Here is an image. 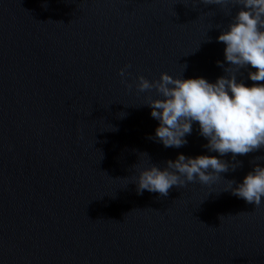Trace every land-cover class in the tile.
<instances>
[{
	"label": "water",
	"instance_id": "water-1",
	"mask_svg": "<svg viewBox=\"0 0 264 264\" xmlns=\"http://www.w3.org/2000/svg\"><path fill=\"white\" fill-rule=\"evenodd\" d=\"M238 10L199 0H0V264H264V201L208 194L264 167V149L237 155L240 166L220 173L215 189L137 195L131 182L143 153L161 167L178 153L217 155L196 123L180 148L149 139L158 122L144 103L157 93L135 84L162 72L225 75L216 38ZM247 71L237 79L264 83Z\"/></svg>",
	"mask_w": 264,
	"mask_h": 264
},
{
	"label": "clouds",
	"instance_id": "clouds-1",
	"mask_svg": "<svg viewBox=\"0 0 264 264\" xmlns=\"http://www.w3.org/2000/svg\"><path fill=\"white\" fill-rule=\"evenodd\" d=\"M199 2L239 9L216 38L225 46L224 61L229 66L225 68L217 61L225 75L209 82L203 77L174 78L162 72L158 80L149 81L138 76L135 87L140 92L154 89L157 93L156 98H148L144 103L158 122L149 139L165 148H180L187 144L186 136L192 133L196 123L199 135L207 141L202 147L217 155L192 157L178 153L175 159L166 160L161 167L151 163L143 153V159L135 166L136 175L131 177L137 195L147 191L167 197L174 186L184 188L190 183L215 189L222 179L220 173L235 171L240 166L237 155L264 149V83L249 86L237 79L240 69H245L250 81L264 82V0ZM127 67L129 65L119 70L121 77L126 75ZM229 153L235 163L220 158ZM123 181H126L124 185L129 182ZM223 184L219 191L210 190L208 194L229 192L255 207L264 201V167L259 164H253L241 181L227 180Z\"/></svg>",
	"mask_w": 264,
	"mask_h": 264
}]
</instances>
